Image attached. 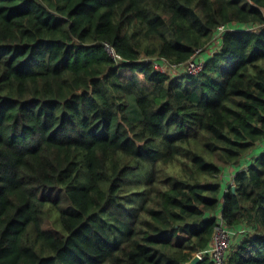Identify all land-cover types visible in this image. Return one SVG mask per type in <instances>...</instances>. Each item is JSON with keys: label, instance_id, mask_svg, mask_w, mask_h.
Here are the masks:
<instances>
[{"label": "trees", "instance_id": "obj_1", "mask_svg": "<svg viewBox=\"0 0 264 264\" xmlns=\"http://www.w3.org/2000/svg\"><path fill=\"white\" fill-rule=\"evenodd\" d=\"M220 221L264 264V0H0V264H216Z\"/></svg>", "mask_w": 264, "mask_h": 264}, {"label": "built area", "instance_id": "obj_2", "mask_svg": "<svg viewBox=\"0 0 264 264\" xmlns=\"http://www.w3.org/2000/svg\"><path fill=\"white\" fill-rule=\"evenodd\" d=\"M225 30H227L226 25H221L219 27V34H217V36H220ZM214 39H217V37L214 36L213 40ZM108 49L110 50V52L114 53L111 48L108 47ZM154 65L162 72H170L171 74H174L175 72L177 73L181 66H185L187 72L189 73H197L203 67L202 63L197 62L194 58L188 60L185 63H172L164 58L162 60L157 59L155 60ZM242 232L243 230L230 229L225 226V223L223 221H220L216 229L213 246L209 250L216 264H225L227 249L230 246L229 244H231L232 238ZM198 254L201 255L202 259L204 258L203 252H200Z\"/></svg>", "mask_w": 264, "mask_h": 264}, {"label": "rangeland", "instance_id": "obj_3", "mask_svg": "<svg viewBox=\"0 0 264 264\" xmlns=\"http://www.w3.org/2000/svg\"><path fill=\"white\" fill-rule=\"evenodd\" d=\"M216 42H217V39H214ZM159 70V69H158ZM159 71H161V70H159ZM162 72V71H161ZM187 72V69H186V67L185 66H181L180 68H179V70L177 71V75L178 74H183V73H186ZM234 166H232L231 168H233ZM223 176V175H222ZM234 176V175H233ZM224 177V176H223ZM46 227L47 228H51L52 226H51V224L48 222L47 224H46ZM244 231V230H243ZM260 231V230H259ZM240 234H243V233H239L238 235H236V236H234L233 238H232V241H231V245L229 246L230 248L231 247H233L234 245H236L237 243H238V241H240V237L238 238V236L240 235ZM241 236V235H240ZM228 252H229V248L227 249V254H228Z\"/></svg>", "mask_w": 264, "mask_h": 264}, {"label": "crops", "instance_id": "obj_4", "mask_svg": "<svg viewBox=\"0 0 264 264\" xmlns=\"http://www.w3.org/2000/svg\"><path fill=\"white\" fill-rule=\"evenodd\" d=\"M235 171H236V167L231 168L230 166V167L225 168V172L223 173V176H224L223 181L226 185L233 183V177H234L233 175Z\"/></svg>", "mask_w": 264, "mask_h": 264}, {"label": "water", "instance_id": "obj_5", "mask_svg": "<svg viewBox=\"0 0 264 264\" xmlns=\"http://www.w3.org/2000/svg\"><path fill=\"white\" fill-rule=\"evenodd\" d=\"M202 260L200 254H196L189 262L186 264H198Z\"/></svg>", "mask_w": 264, "mask_h": 264}]
</instances>
